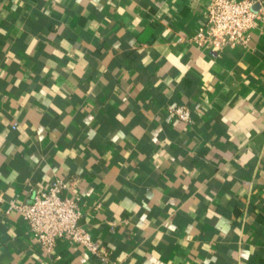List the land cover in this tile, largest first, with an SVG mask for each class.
I'll use <instances>...</instances> for the list:
<instances>
[{"label": "crops", "instance_id": "0c3cea01", "mask_svg": "<svg viewBox=\"0 0 264 264\" xmlns=\"http://www.w3.org/2000/svg\"><path fill=\"white\" fill-rule=\"evenodd\" d=\"M210 2L0 0V264H264V10L216 55ZM54 178L106 259L9 209Z\"/></svg>", "mask_w": 264, "mask_h": 264}, {"label": "built area", "instance_id": "2783aa9c", "mask_svg": "<svg viewBox=\"0 0 264 264\" xmlns=\"http://www.w3.org/2000/svg\"><path fill=\"white\" fill-rule=\"evenodd\" d=\"M256 8L263 12L264 0H211L205 21L193 42L216 55L246 47L258 14ZM168 111L180 121L192 119V109L186 105H171ZM68 186L63 179L54 178L47 188L35 192L30 202L12 200L9 209L21 215L32 237L45 252H53L60 239H68L106 259L107 253L98 248L89 230L79 224L81 199L66 196Z\"/></svg>", "mask_w": 264, "mask_h": 264}]
</instances>
